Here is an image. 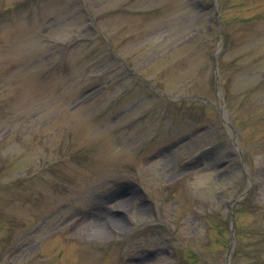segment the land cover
Here are the masks:
<instances>
[{"label":"rangeland","instance_id":"374dc122","mask_svg":"<svg viewBox=\"0 0 264 264\" xmlns=\"http://www.w3.org/2000/svg\"><path fill=\"white\" fill-rule=\"evenodd\" d=\"M0 15V264H264V0Z\"/></svg>","mask_w":264,"mask_h":264},{"label":"bare ground","instance_id":"6f19581e","mask_svg":"<svg viewBox=\"0 0 264 264\" xmlns=\"http://www.w3.org/2000/svg\"><path fill=\"white\" fill-rule=\"evenodd\" d=\"M115 207H120L119 205H118V203L116 204V206ZM106 210V209H105ZM108 211V210H107ZM107 211H103L102 213L100 212V213H97L96 214V218L98 219L100 216L102 217V218H105V220H107V221H110V222H113V223H116L118 220H120V219H122V217H121V215H122V213H120V218L119 219H112L111 217L110 218H108V219H106V217L109 215V212H107ZM107 212V213H106ZM124 214V213H123ZM118 216V217H119ZM102 218H100L101 220H103ZM97 225V224H96ZM95 226V225H94Z\"/></svg>","mask_w":264,"mask_h":264},{"label":"trees","instance_id":"16d2710c","mask_svg":"<svg viewBox=\"0 0 264 264\" xmlns=\"http://www.w3.org/2000/svg\"><path fill=\"white\" fill-rule=\"evenodd\" d=\"M214 226H215V225H214ZM237 258H238V257H237V254H236V255H235V258H234V259H235V264H236V262H237Z\"/></svg>","mask_w":264,"mask_h":264}]
</instances>
